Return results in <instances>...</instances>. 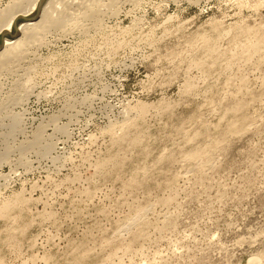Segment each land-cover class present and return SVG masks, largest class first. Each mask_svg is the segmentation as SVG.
<instances>
[{"label":"rangeland","instance_id":"1","mask_svg":"<svg viewBox=\"0 0 264 264\" xmlns=\"http://www.w3.org/2000/svg\"><path fill=\"white\" fill-rule=\"evenodd\" d=\"M65 1L0 58V264H264V0Z\"/></svg>","mask_w":264,"mask_h":264},{"label":"bare ground","instance_id":"2","mask_svg":"<svg viewBox=\"0 0 264 264\" xmlns=\"http://www.w3.org/2000/svg\"><path fill=\"white\" fill-rule=\"evenodd\" d=\"M19 1H21V0H19ZM23 1V3L26 1H24V0H22ZM61 1V0H60ZM59 0H49L48 1V3H47V0H28L27 2H32V10H38V8L39 9H42V16H41V19L39 20V21H34V22H30V23H27V24H25V25H23V26H19V28H18V30H15L16 32L12 35V38H15V37H18V39L16 38V39H14L13 41H9V40H7L6 41V43H4V45L2 46V48H4L3 49V51L0 53V58L2 59V57H4L3 59H6V58H8V57H5V56H16L17 55V53L21 50V52H22V49H25L26 47H28L29 45H31L32 43H35L36 44V42L35 41H37L36 39H40V37H38V35H41L40 33H42V32H40V30L43 28V27H49L50 26V24H53V23H55V24H64L65 25V23L67 24L68 22H66V21H63V20H56V18L54 19L53 17H52V15H51V12H50V10H51V7H55V4H57L56 6H61V3H65L66 1L64 0H62L61 2H60ZM69 1V0H68ZM74 1H76V0H74ZM15 2V1H14ZM18 2V1H17ZM18 3H20V2H18ZM22 3V2H21ZM20 3V4H21ZM22 3V4H23ZM45 3H47L48 5L47 6H45ZM74 3V2H73ZM72 3V4H73ZM76 3V2H75ZM21 4V5H22ZM26 4V3H25ZM28 5H30L31 3H27ZM20 5V6H21ZM65 5V4H64ZM79 5V4H78ZM86 5H88V4H86ZM67 6V5H66ZM65 6V7H66ZM77 6V5H76ZM82 6V5H81ZM19 7V6H18ZM22 7H23V5H22ZM83 7H85V6H83ZM62 8V7H61ZM63 8H64V6H63ZM56 9L58 10L59 9V7H56ZM78 9V8H77ZM19 10V9H18ZM53 10V9H52ZM51 10V11H52ZM60 10V9H59ZM23 11L25 12V10L23 9ZM58 12V11H57ZM70 12V11H69ZM22 13V9H21V12H18L17 14H21ZM34 13H36V12H34ZM62 14V13H61ZM64 14H67V12H64ZM69 14V13H68ZM4 15V14H3ZM2 15V16H3ZM15 15V14H14ZM13 15V17H15V18H12L11 20H7V19H5L4 17H6V16H4V17H1V19H0V22H1V26H0V34L1 33H8L9 31H11L13 28H15V25L17 24V22H18V20L19 19H22V18H25L24 17V15H23V17H21L20 15V17L19 18H17V16L15 15L14 16ZM26 15V14H25ZM72 14H70V16H71ZM68 16V15H67ZM69 16V17H70ZM60 17V16H59ZM69 17H67V19L69 18ZM58 18V17H57ZM10 19V18H9ZM66 19V18H65ZM33 21V20H32ZM69 21V20H68ZM71 21V20H70ZM70 23H72V22H70ZM70 25V24H69ZM72 25V24H71ZM54 26V25H53ZM67 26V25H66ZM65 26V27H66ZM11 29V30H10ZM63 29H65V28H63ZM28 31L29 30V32L31 31L32 33L30 34H28V36H27V34H26V36H24L23 34H22V32H24V31ZM61 30V29H60ZM63 31V30H62ZM64 32V31H63ZM66 32V31H65ZM5 36V35H4ZM22 36V37H21ZM0 38H1V36H0ZM2 39V38H1ZM39 44H40V42H39ZM38 44V45H39ZM34 45V44H33ZM20 52V53H21ZM22 54H24L23 52H22ZM22 54H20V55H22ZM27 54V53H26ZM23 56V55H22ZM25 56V55H24ZM17 57H20V56H16V58L15 59H17ZM24 58V57H23ZM22 58V59H23ZM2 59V60H3ZM11 59H13V58H11ZM19 59V58H18ZM14 60V59H13ZM16 61H18V60H16ZM8 62V61H7ZM6 62V63H7ZM9 62H10V59H9ZM14 61H12V63H13ZM20 63V62H19ZM9 64V63H8ZM15 64H17V62L15 63ZM2 65V64H1ZM0 65V66H1ZM12 64H10V66H11ZM4 65H2V67H3ZM5 67V66H4ZM7 68V66L5 67V69ZM1 69V68H0ZM11 73V72H10Z\"/></svg>","mask_w":264,"mask_h":264}]
</instances>
